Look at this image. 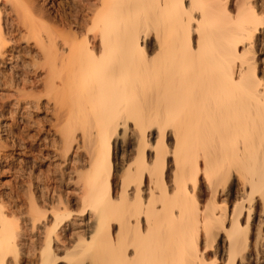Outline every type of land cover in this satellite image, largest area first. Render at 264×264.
Masks as SVG:
<instances>
[{"label": "bare ground", "instance_id": "1", "mask_svg": "<svg viewBox=\"0 0 264 264\" xmlns=\"http://www.w3.org/2000/svg\"><path fill=\"white\" fill-rule=\"evenodd\" d=\"M14 3L0 65L10 7L40 49L80 208L62 192L40 212L32 194L24 229L0 196V264L32 253L28 232L38 264H264V0H57L42 29L44 9ZM10 83L18 107L37 85Z\"/></svg>", "mask_w": 264, "mask_h": 264}, {"label": "rangeland", "instance_id": "2", "mask_svg": "<svg viewBox=\"0 0 264 264\" xmlns=\"http://www.w3.org/2000/svg\"><path fill=\"white\" fill-rule=\"evenodd\" d=\"M14 1L15 3L13 5L17 6V8H20L18 6L21 5L24 11L30 9L35 5L40 9H44L48 13L49 16H47L48 18H50H47L48 20L46 19V21L44 22L46 25L41 24V26H38L37 29H42L44 26H53V14L56 5L55 3L57 0ZM3 2L6 3L5 1ZM59 2L61 4L60 10L62 9L63 13H65L64 10L68 11L69 0H58V3ZM10 11L12 12L11 8L7 7L4 13L5 15L7 14L6 17L8 16V28H12L13 31L15 30V33L13 34V40L15 42L13 41L14 43L12 45L10 44L11 48L8 49V53L12 56L13 59L9 60L10 58H8V60L1 63L0 65V81H2V83L0 84V144L4 145V147H7L5 149H2L3 159L0 160V196H3L4 200L9 201V203L12 202L13 204H19L20 206L18 207L23 210L22 216H25L28 215L27 213L25 214V212H28L29 214L31 213L30 197L32 196V194H34L37 199H39L37 201V205H39L37 207L38 210L41 212L45 208H47L45 209L46 212L48 209L50 210L48 206L51 207V201L53 199L52 197H57V195L60 194L62 195L63 192V197H67V199L69 198V207H71V211H74L75 215H77V212L75 211L78 210V204H76L78 203V199L76 195L79 194L76 190L79 188H77L78 185L76 184V182L74 183L77 187H74L75 184H73V181H75V178L74 176H72V173L70 175V170L72 167H70V165H64L65 160H62L63 158L59 159L55 156L56 152H58L57 149H60V139L58 137L59 134L55 132L57 130L54 129V122H57L56 118L53 119V96L52 98H50L51 100H48V98L45 96L41 97L44 95L41 92H43L44 90L46 79H42L44 75V73L41 71L42 62H38V51L40 52V49L36 45H34L35 43L32 42V40H30L32 43L28 40L25 41L26 37L23 38L24 40H22L21 34H25V31L23 30V27H17L18 24L15 23H18L16 22L18 16L16 13H11ZM13 27L16 28L14 29ZM34 60L38 63L34 62ZM33 64L38 65L39 67H37V73L36 71L34 72V70H32L35 68L31 69V67H34ZM24 68L28 74L24 77L22 74V76L19 77L17 73H20L19 75H21L22 72L19 70H24ZM29 73L31 74L29 75ZM26 76L27 79L32 81V83L34 82L37 84L35 85L36 89H29V91H31V93L28 92L30 94H28L29 101L27 100L26 103H23L24 105L18 107L16 102L14 101V98H10L12 93H14L15 91V88L10 83V79L15 78V80L18 82L21 77L26 78ZM34 90L35 92H33ZM37 94L40 96H38L39 98H41L40 100L36 98ZM32 95L35 98L34 100L33 97H31ZM31 98L32 101L30 100ZM36 100L39 105H37ZM48 101L51 102L47 104ZM59 127L57 126L55 128L61 129V125H59ZM55 146L59 147L55 148ZM74 193L76 194V197L74 196ZM46 198H50L51 200L49 199L48 203H46ZM74 199H76V202L74 201ZM78 208H80V206H78ZM22 216H20L21 223H24L25 225L23 226L22 224L21 226H23L22 228L26 229L27 227L31 226V224L28 222L29 218L26 219L27 216ZM28 216L30 217V215ZM42 218L43 217H41V219ZM43 220L44 218L42 219V222H40L39 219L40 226H42L43 224L45 225V221L43 222ZM27 223L30 225H28ZM44 225L41 228H43ZM37 226L39 225L37 224ZM28 229L27 230L30 231L31 227ZM36 233L37 231H35V234ZM28 234L29 236H31V238L33 237L31 232H28ZM31 238L29 237L26 240V245H29V247L26 246V251H30L28 250V248L34 245H31L32 243H38H35L36 246L34 245L31 249L32 253H29L30 255H33V252L36 249H38L35 251L36 254L38 251H40L41 247H39V245L42 241L38 242L36 237H33V239ZM35 239L36 241H31ZM29 242L30 244H27ZM30 255L26 256L25 259H27V257H29ZM32 255L29 257V259L32 258V260L24 259L21 264H38L35 263L36 260H34V257H32Z\"/></svg>", "mask_w": 264, "mask_h": 264}]
</instances>
